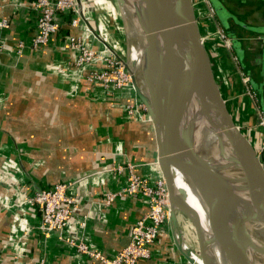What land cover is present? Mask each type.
Masks as SVG:
<instances>
[{
	"label": "crops",
	"instance_id": "crops-1",
	"mask_svg": "<svg viewBox=\"0 0 264 264\" xmlns=\"http://www.w3.org/2000/svg\"><path fill=\"white\" fill-rule=\"evenodd\" d=\"M34 1L0 0V23H8L0 29V264H99L45 230L39 209L27 199L69 183L76 207L67 233L91 250L115 257L128 244L131 227L149 211L140 195L119 194L128 185L127 171L116 173L115 168L130 164L153 185L159 179L154 130L144 109H126L133 103L143 106L132 87L107 91L90 86L86 76L98 65L77 67L78 52L70 48L69 35H76L84 37L88 48L108 45L123 55L121 18L114 1L81 0L87 22L80 19L72 28L69 18L56 15L58 33L46 46L32 50ZM219 2L222 15H229L222 29L233 40V52L264 114V43L257 41L264 35V0ZM197 15L226 104L258 152L263 135L255 125L254 106L242 95L219 40L202 22L200 8ZM19 43L24 44L21 53ZM260 159L264 163V154ZM107 194L117 196L105 206ZM138 264H187L173 244L169 226L154 242L150 258Z\"/></svg>",
	"mask_w": 264,
	"mask_h": 264
},
{
	"label": "water",
	"instance_id": "water-1",
	"mask_svg": "<svg viewBox=\"0 0 264 264\" xmlns=\"http://www.w3.org/2000/svg\"><path fill=\"white\" fill-rule=\"evenodd\" d=\"M113 1L121 18L124 55L105 46L125 67L153 126L156 164L176 250L187 264H195L176 242V214L182 213L194 230L197 253L203 264H218L216 255L208 249L211 243L199 225L196 212L175 191L170 159L182 169L200 197L215 227L225 264H248L246 249L254 245L251 240H245L243 227L250 221L264 222V163L234 120L217 83L200 32L196 7L199 9L201 5H196L195 0ZM209 1L221 18L219 0ZM127 8L132 9L131 20L143 22L145 47L137 73L145 80L147 96L131 74ZM197 110L207 126L222 138L218 143L220 148L206 158L196 151L197 130L203 122ZM223 141L229 147H224ZM221 162L225 167L220 168ZM237 188H245L250 199L240 197L241 189ZM247 210L254 213L248 214Z\"/></svg>",
	"mask_w": 264,
	"mask_h": 264
},
{
	"label": "built area",
	"instance_id": "built-area-1",
	"mask_svg": "<svg viewBox=\"0 0 264 264\" xmlns=\"http://www.w3.org/2000/svg\"><path fill=\"white\" fill-rule=\"evenodd\" d=\"M196 5H201L203 10L202 22L210 28V35L215 36L223 48V54L230 60L229 70L234 74L241 85L242 95L248 98L254 106L256 127L260 129L263 140L257 152L259 158L264 154V114L259 109L255 99V93L251 87V80L248 75L242 72L239 59L233 52V40L223 31L216 11L209 0H195ZM84 3L79 0H35L33 11L36 15V32L32 37L29 47L38 50L46 46L50 39L56 35L60 29L55 16L62 15L69 18V26L76 28L79 20L87 22L83 17ZM8 23L2 20L0 29H6ZM86 31H88L86 29ZM204 41L205 39L202 38ZM257 41L264 43V35L257 37ZM205 42V41H204ZM70 48L78 52L75 64L77 67L84 65H98L97 70L89 72L86 81L91 86H100L105 90H120L124 86L131 84L129 74L124 70L122 63L113 56L105 46L102 50L88 48L85 45L84 37L69 35ZM18 53L24 48L23 43L17 46ZM127 171V187L119 194H126L131 197L140 195L148 202V213L140 218L131 227L128 244L113 258L105 257L101 252L94 251L80 239L67 233L68 224L76 207L75 200L69 196V183L56 184L52 189L35 193L27 199V203L39 209L42 226L47 231H54L57 239L65 245L74 248L79 254L99 263V264H138L142 260H148L151 255V248L157 237L168 225V214L166 213V195L163 184L158 179L153 185L133 171L130 164L117 166L116 173ZM117 194H107L104 205H110ZM84 226V223H82Z\"/></svg>",
	"mask_w": 264,
	"mask_h": 264
},
{
	"label": "bare ground",
	"instance_id": "bare-ground-1",
	"mask_svg": "<svg viewBox=\"0 0 264 264\" xmlns=\"http://www.w3.org/2000/svg\"><path fill=\"white\" fill-rule=\"evenodd\" d=\"M129 9V8H127ZM126 9V13L128 15V22L127 25L130 30L131 38L130 43L132 47V53L136 52L137 57L133 60L131 67V74L136 77L137 83L139 87H141V91L144 95H148L147 89H146V83L145 80L137 73V69L140 66V61L143 56V49L145 47L144 40H145V32L143 29V22H136L131 20V17L129 16V11ZM184 75V74H183ZM183 76L181 77V79ZM200 98V96H198ZM199 114L200 120L202 119V123L199 124L198 130H197V141H196V151L198 154H200L203 158H206L209 156V153H215L219 148L220 145L218 144L222 138L216 134L214 131H212L207 124L204 121V117L202 116V113L197 110ZM224 147H229V144L226 143V141H223ZM169 164L171 167L172 175H173V181H174V188L176 193H179V195L183 196L185 202L196 212L197 218L199 221V225L201 229L205 233V237L211 243L208 246V249L211 253L215 254L217 257V263L218 264H225V261L223 259V256L221 254V248H220V242L216 239L215 235V227L209 218L205 207L198 196L197 192L195 191L192 184L188 181L187 176L184 174L182 169L177 165V163L173 160H169ZM220 168L225 167V164L221 162ZM230 171V170H229ZM233 172V171H232ZM239 192L240 197L243 199H250L249 193L246 191L245 188H237V190H240ZM251 206V203L250 205ZM173 210H176L174 207H172ZM248 214L254 213L249 210ZM243 230L245 231V240H251L253 247H247L246 249V258L248 264H264V222H246L244 224ZM177 235L178 243L181 248H184L187 256L189 259H192L191 261L195 264H203L202 259L200 258L198 253H193L187 245L184 243L181 234H180V228L179 225L176 224V229L174 231ZM262 251V252H261Z\"/></svg>",
	"mask_w": 264,
	"mask_h": 264
},
{
	"label": "rangeland",
	"instance_id": "rangeland-1",
	"mask_svg": "<svg viewBox=\"0 0 264 264\" xmlns=\"http://www.w3.org/2000/svg\"><path fill=\"white\" fill-rule=\"evenodd\" d=\"M126 16H127V20H128V15L126 14ZM127 37H128V40H129V48L128 49H129V54H130V65H131L132 62H133V60L137 57V55H136V52H135V54H134V52L132 53V47H131V43H130L131 34H130V30H129L128 25H127ZM220 47H222V46L220 45ZM123 55H124V53H123ZM124 70L127 73L125 67H124ZM242 72H244V71L242 70ZM127 87H130L131 88L132 85L129 83L128 85L124 86L121 89H125ZM134 107H136V108L137 107L138 108L140 107L141 108V111H142V109H144L143 106L135 105L134 103L131 104V105L126 106V109H128V111H131V113H133ZM165 201H166V199H165ZM166 213H167V207H166ZM176 215H177V224L180 227V231H181V233L184 236L185 242L188 244V246L191 248V250L194 253H197L198 252V244H197V240H196V237H195L194 230H193L190 222L188 221V219L186 218V216H184L182 213H177Z\"/></svg>",
	"mask_w": 264,
	"mask_h": 264
},
{
	"label": "flooded vegetation",
	"instance_id": "flooded-vegetation-1",
	"mask_svg": "<svg viewBox=\"0 0 264 264\" xmlns=\"http://www.w3.org/2000/svg\"><path fill=\"white\" fill-rule=\"evenodd\" d=\"M217 14V13H216ZM228 17H229V15H222V17L221 18H219V16L217 15V18H218V20H219V24L221 25V27H222V25L225 27V26H227V23H228ZM229 24V23H228ZM223 28V27H222Z\"/></svg>",
	"mask_w": 264,
	"mask_h": 264
},
{
	"label": "trees",
	"instance_id": "trees-1",
	"mask_svg": "<svg viewBox=\"0 0 264 264\" xmlns=\"http://www.w3.org/2000/svg\"><path fill=\"white\" fill-rule=\"evenodd\" d=\"M200 10H201V13H202V15L201 16H203V10H202V8L200 7ZM196 12L198 13L199 12V9L196 7ZM197 16H199V15H197ZM206 46V45H205ZM207 48V47H206ZM215 77H216V75H215Z\"/></svg>",
	"mask_w": 264,
	"mask_h": 264
}]
</instances>
